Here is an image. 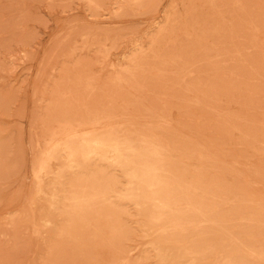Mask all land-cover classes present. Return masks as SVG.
Listing matches in <instances>:
<instances>
[{
  "label": "rangeland",
  "instance_id": "rangeland-1",
  "mask_svg": "<svg viewBox=\"0 0 264 264\" xmlns=\"http://www.w3.org/2000/svg\"><path fill=\"white\" fill-rule=\"evenodd\" d=\"M0 264H264V0H0Z\"/></svg>",
  "mask_w": 264,
  "mask_h": 264
},
{
  "label": "bare ground",
  "instance_id": "bare-ground-1",
  "mask_svg": "<svg viewBox=\"0 0 264 264\" xmlns=\"http://www.w3.org/2000/svg\"><path fill=\"white\" fill-rule=\"evenodd\" d=\"M96 130L82 129L81 131L70 132L67 142L62 143L59 151L64 152L68 158L74 160L72 168L76 167L75 162L78 156L87 157L97 149H103V155L114 156L115 161L122 158L123 147L119 138L111 132L101 133L96 132Z\"/></svg>",
  "mask_w": 264,
  "mask_h": 264
}]
</instances>
